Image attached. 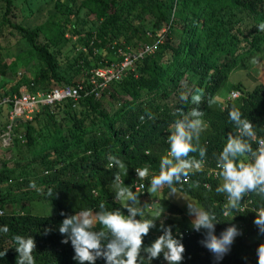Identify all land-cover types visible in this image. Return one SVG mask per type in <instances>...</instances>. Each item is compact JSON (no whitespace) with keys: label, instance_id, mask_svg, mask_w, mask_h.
<instances>
[{"label":"trees","instance_id":"obj_1","mask_svg":"<svg viewBox=\"0 0 264 264\" xmlns=\"http://www.w3.org/2000/svg\"><path fill=\"white\" fill-rule=\"evenodd\" d=\"M83 5L100 21L95 36L89 32L85 44L91 53L103 50L102 59L107 52L123 47L122 40L129 43L148 31L153 43L162 42L154 52L136 61L121 81L109 84L99 98L90 92L86 78L85 91L77 101L41 106L31 119L17 123L10 146L16 148L13 163H0V228L8 229L0 232V249L8 248L0 264H16L12 238L17 234L32 235L35 264H76L70 243H61L63 237L58 232L64 216L81 209L94 212L100 202L107 210L125 211L120 201L113 200L116 185L136 193L135 168L145 169L149 175L158 173L159 157L168 149L169 125L179 118L178 109L186 112L192 107H199L207 123L199 138L206 155L202 170L189 173L188 181L174 185L176 191L215 214L219 220L216 234L231 224L239 229L240 235L219 264H256V249L264 243V236L253 221L256 211L264 209V198L247 193L237 208L231 209L226 194L215 192L220 178L208 177L207 172L215 166L216 155L233 129L227 118L230 108L239 109L252 122L257 136L264 137V83L249 89L239 81L227 91H240V98H217L233 71L253 56L261 54L264 58V32L256 26L264 22V0H83ZM10 7L7 0L2 24L28 41L41 67L33 79L20 80L12 93L0 92V99L19 95L21 85L32 93L76 85L83 72L81 64L72 73L60 71L56 51L51 50L56 38L50 35L48 43L40 44L41 28L28 29L12 22ZM74 29L79 32L76 24ZM92 67L88 65L85 70ZM7 71L8 65L1 63L0 76ZM197 90L199 105L179 100L181 93L190 98ZM4 107L8 113L11 105L0 108ZM148 112L153 119L147 118ZM141 115L145 116L143 121ZM189 155L199 158L196 153ZM168 193V187L163 186L158 204L175 216L163 224L178 237L185 230L190 232L181 240L186 261L182 259L180 264H214L211 253L200 243L203 230H192L191 220L166 197ZM37 201L52 204L58 213L33 214L26 209ZM142 208L144 211L145 206ZM160 234L149 231L143 243ZM95 264L104 261L98 259ZM145 264H149L147 259ZM151 264L166 262L161 255Z\"/></svg>","mask_w":264,"mask_h":264},{"label":"clouds","instance_id":"obj_2","mask_svg":"<svg viewBox=\"0 0 264 264\" xmlns=\"http://www.w3.org/2000/svg\"><path fill=\"white\" fill-rule=\"evenodd\" d=\"M256 26L259 32H264V22ZM179 100L199 105L201 96L197 90L190 98L181 93ZM146 115L149 120L153 119L150 112ZM203 115L199 107H192L186 112L178 109L179 118L167 129L168 149L159 157L158 173L148 179L149 193H155L165 185L169 193H176L174 185L180 184L182 178L189 173L202 170L206 147L200 145L199 138L207 128ZM227 118L233 129L227 134L215 158L221 181L215 192L226 194L228 207L236 209L247 193L264 198V137L257 136L254 125L239 109L230 108ZM139 119L143 121L145 116L141 115ZM189 153H196L199 158L190 156ZM110 159L116 164L120 163L115 157ZM135 171L140 180L147 175L145 169L135 168ZM113 200L120 201L125 211L120 208L107 210L104 203L100 202L94 212L81 209L64 216L59 223L58 232L63 237L61 243H70L74 253L72 259L76 264H95L98 259H102L104 264H145L147 259L151 264L152 260L161 255L166 264H180L185 250L182 237L174 235L170 226L161 223V234L150 243H143L149 230L156 226L154 219L160 217L162 211L146 215L140 205L138 193L120 185H116ZM186 201L187 214L193 217L192 230H203L200 243L211 253L214 264H219L230 251L234 239L240 235L239 229L231 224L216 234L215 225L219 220L215 214L192 201ZM253 223L257 226L258 233L264 236V209L256 211ZM97 224L100 225L99 228ZM7 231V227L0 228V232ZM12 239V247L17 253L16 264H35V242L32 235L17 234ZM7 250L8 248L0 249V257L5 256ZM256 257V264H264V243L257 247Z\"/></svg>","mask_w":264,"mask_h":264},{"label":"rangeland","instance_id":"obj_3","mask_svg":"<svg viewBox=\"0 0 264 264\" xmlns=\"http://www.w3.org/2000/svg\"><path fill=\"white\" fill-rule=\"evenodd\" d=\"M11 12L9 18L12 22L17 23L28 29L41 28L38 38L40 44L48 43V37L52 35L56 38V46H51V50L56 53L58 68L62 72L72 73V70L81 64L83 72L78 75V83L85 81L89 77L91 71L96 67H101L120 60L115 51L107 52L102 59L103 50L90 52L86 46V38L89 32L95 36L100 21L95 14L83 5V0H10ZM7 9V0H0V64L8 65L7 74L0 76V92L12 93L18 86L19 81L24 78L33 79L40 67L41 63L30 49V45L15 29L2 24L4 13ZM60 24V29L58 25ZM74 24H76L78 33H75ZM151 34L146 32L141 38H132L129 43L122 40L123 47L129 50H137L144 45H151ZM82 54V57H80ZM88 65L94 66L90 70H85ZM65 73V74H66ZM70 75V74H69ZM242 82L247 88L252 89L258 83H264V58L261 54L251 57L237 70L230 75L228 84L220 91L217 98L230 100L231 92L229 87L237 82ZM77 83V84H78ZM22 90H29L28 86L21 85ZM232 90V89H231ZM43 92V91H41ZM112 109L110 105H107ZM7 123L6 107L0 108V163L3 160H10L15 156L16 148H5L1 143V134ZM24 150V149H23ZM140 195V194H139ZM140 205L145 206L144 213L146 215H155L162 211L160 217L154 219L155 227L149 231L153 234L160 233L159 227L166 218L174 217L165 211L159 204L154 201H160L163 197V186L155 193L148 191L143 196H139ZM166 197L176 205H178L190 220L193 217L187 214V201H192L201 206L197 201L188 195L179 193H168ZM153 205V208H149ZM33 214H56L58 209L50 203L33 202L27 208Z\"/></svg>","mask_w":264,"mask_h":264},{"label":"built area","instance_id":"obj_4","mask_svg":"<svg viewBox=\"0 0 264 264\" xmlns=\"http://www.w3.org/2000/svg\"><path fill=\"white\" fill-rule=\"evenodd\" d=\"M162 42V39L156 40L151 45H144L137 50H129L126 47H117L115 52L118 54L120 60L115 63L96 67L91 71L88 77L91 84L90 92L94 94L96 98H99L101 93L112 82L121 81L129 70L133 68L136 61L142 59L145 55H148L156 49L157 45ZM85 91L84 81L76 85H65L60 87L51 88L48 91L32 93L28 90H22L19 95L12 97H3L0 99V107L5 105H11L10 110L7 113V123L4 131L1 134L2 146L8 148L11 146L13 138L15 137V127L18 122L22 120H29L33 117L34 113L38 111L41 106H52L55 103L62 102L64 100L71 99L77 101ZM241 97L240 91L231 92L230 100H236ZM112 165V164H111ZM203 167V166H202ZM208 177L219 178L218 169L216 166L208 169ZM151 175L147 174L143 180H140L135 171L136 180L133 184L136 193L143 195L147 192V183ZM190 176L182 178V181H188ZM207 186V184H205ZM227 202V200H226ZM154 203H159L158 200ZM149 208H153V205H149ZM244 206L242 207V209ZM2 214V211H0ZM226 214V213H225ZM190 232L185 230L179 234L180 237L189 235ZM186 259L183 258V262Z\"/></svg>","mask_w":264,"mask_h":264}]
</instances>
